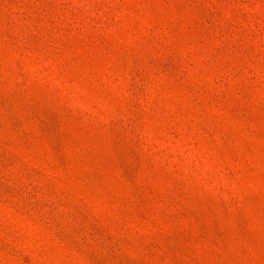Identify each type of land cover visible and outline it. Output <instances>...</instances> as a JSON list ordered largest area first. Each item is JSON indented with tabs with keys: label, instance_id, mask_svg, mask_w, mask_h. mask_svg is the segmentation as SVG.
<instances>
[{
	"label": "rangeland",
	"instance_id": "1",
	"mask_svg": "<svg viewBox=\"0 0 264 264\" xmlns=\"http://www.w3.org/2000/svg\"><path fill=\"white\" fill-rule=\"evenodd\" d=\"M0 264H264V0H0Z\"/></svg>",
	"mask_w": 264,
	"mask_h": 264
}]
</instances>
